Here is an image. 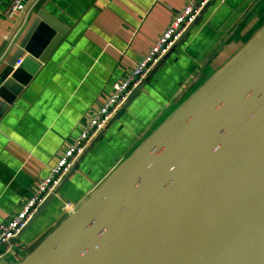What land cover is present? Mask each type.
<instances>
[{"label":"crops","instance_id":"0c3cea01","mask_svg":"<svg viewBox=\"0 0 264 264\" xmlns=\"http://www.w3.org/2000/svg\"><path fill=\"white\" fill-rule=\"evenodd\" d=\"M9 1L0 0V73L39 15L55 37L41 51L43 62L25 54L8 77L24 86L0 114V223L18 213L113 84L129 75L188 0H32L14 21L4 15ZM263 28L264 0H210L141 82L142 93L131 92L125 112L112 116L13 241L5 263L22 264L68 217L65 203L78 208Z\"/></svg>","mask_w":264,"mask_h":264},{"label":"water","instance_id":"95a60500","mask_svg":"<svg viewBox=\"0 0 264 264\" xmlns=\"http://www.w3.org/2000/svg\"><path fill=\"white\" fill-rule=\"evenodd\" d=\"M43 18L0 73V114L55 37ZM22 264H264V28Z\"/></svg>","mask_w":264,"mask_h":264},{"label":"built area","instance_id":"2783aa9c","mask_svg":"<svg viewBox=\"0 0 264 264\" xmlns=\"http://www.w3.org/2000/svg\"><path fill=\"white\" fill-rule=\"evenodd\" d=\"M31 1L10 0L4 13L5 18L14 21L26 11ZM209 1H187L183 10L175 16L170 26L149 52L135 65L129 75L122 82L113 84L111 94L106 102L84 126L72 145L60 156L55 166L50 169L48 176L37 181L31 195L22 203L18 213L0 223V261L11 253L13 241L55 192L75 162L85 153L90 143L127 101L131 92L141 84L148 73L160 63L188 28L194 24ZM4 39L8 40V36H5ZM20 63L18 61L17 65ZM63 209L69 214L75 210L69 203H65Z\"/></svg>","mask_w":264,"mask_h":264}]
</instances>
